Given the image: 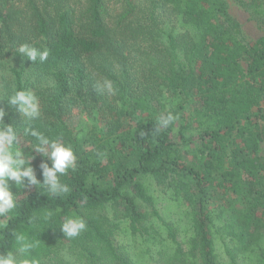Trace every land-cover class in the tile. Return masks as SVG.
I'll return each mask as SVG.
<instances>
[{"label":"trees","instance_id":"16d2710c","mask_svg":"<svg viewBox=\"0 0 264 264\" xmlns=\"http://www.w3.org/2000/svg\"><path fill=\"white\" fill-rule=\"evenodd\" d=\"M246 5L264 27V0ZM18 89L40 103L31 125ZM0 107L37 180L52 162L27 127L75 156L67 192L12 185L0 252L19 232L39 264H264V34L244 42L225 0H0Z\"/></svg>","mask_w":264,"mask_h":264},{"label":"clouds","instance_id":"9594fccd","mask_svg":"<svg viewBox=\"0 0 264 264\" xmlns=\"http://www.w3.org/2000/svg\"><path fill=\"white\" fill-rule=\"evenodd\" d=\"M16 52L23 53L32 60L39 56L43 61L49 56L46 48H38L21 44ZM102 87L109 91H115L113 82L105 79ZM10 107H14L23 116L24 121L29 125L39 119L41 107L36 94L26 89H18L7 98ZM9 113L4 107H0V217H7L13 214L17 208V197L13 191L12 185L16 187H25V178L27 183L46 188L51 192H67L68 188L60 182L69 168L74 167L75 156L70 146H66L56 139H50L42 132L29 126L25 129V134L35 138L37 143L33 145L35 152L48 158L52 162L50 167L46 161L42 162L40 167L43 170V181L37 180L31 160L25 158L19 145V136L16 127L5 122V117ZM160 122L168 125L177 119L171 112L167 116L160 117ZM59 174V175H58ZM52 216L48 213L45 220ZM3 225H0L2 227ZM86 227L82 218L73 219L71 216L66 218L61 224L62 232L68 237L78 236ZM15 243L12 249L0 252V264H39V261L31 257V253L38 247V241L30 240L24 233H14Z\"/></svg>","mask_w":264,"mask_h":264},{"label":"rangeland","instance_id":"374dc122","mask_svg":"<svg viewBox=\"0 0 264 264\" xmlns=\"http://www.w3.org/2000/svg\"><path fill=\"white\" fill-rule=\"evenodd\" d=\"M225 2L228 13L240 25L241 38L244 42H252L264 34V27L258 25V19L246 5L250 0H225Z\"/></svg>","mask_w":264,"mask_h":264}]
</instances>
